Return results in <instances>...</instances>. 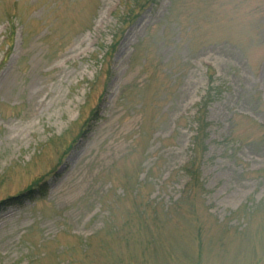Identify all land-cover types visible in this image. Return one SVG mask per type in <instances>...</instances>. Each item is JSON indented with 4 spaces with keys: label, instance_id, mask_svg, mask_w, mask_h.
Segmentation results:
<instances>
[{
    "label": "rangeland",
    "instance_id": "374dc122",
    "mask_svg": "<svg viewBox=\"0 0 264 264\" xmlns=\"http://www.w3.org/2000/svg\"><path fill=\"white\" fill-rule=\"evenodd\" d=\"M125 2L0 0V264H264V0Z\"/></svg>",
    "mask_w": 264,
    "mask_h": 264
},
{
    "label": "trees",
    "instance_id": "16d2710c",
    "mask_svg": "<svg viewBox=\"0 0 264 264\" xmlns=\"http://www.w3.org/2000/svg\"><path fill=\"white\" fill-rule=\"evenodd\" d=\"M131 2H130V0H128V3L127 2H125V4H124V7H125V13H126V11L127 10H129L130 12L128 13V15L129 16H131V12L133 11V8H132V6H131V4H130ZM135 4H136V1H135ZM125 16H126V14H125ZM124 16V17H125Z\"/></svg>",
    "mask_w": 264,
    "mask_h": 264
}]
</instances>
